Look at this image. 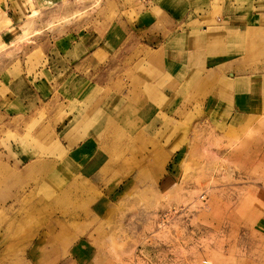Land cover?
Here are the masks:
<instances>
[{
  "label": "rangeland",
  "instance_id": "obj_1",
  "mask_svg": "<svg viewBox=\"0 0 264 264\" xmlns=\"http://www.w3.org/2000/svg\"><path fill=\"white\" fill-rule=\"evenodd\" d=\"M36 1L0 0V34L6 27L14 33L12 44H0V264H264V113L219 125L206 110H171L160 114L159 130L150 135L155 111L96 106L149 104L154 98L146 93L154 94L157 74L146 71L145 78L137 68L113 70L106 62L98 69L111 76L105 88L97 87L94 67L85 80L41 73L33 83L31 74L45 64L51 41L86 23L89 12L102 5L100 14L110 20L117 8L114 0L50 6ZM22 3L25 22L18 13ZM223 3L214 0L211 25L220 29L208 37L218 43L212 48L231 51V71L264 70V15H253L264 12V0H236L243 8L242 19L232 17L238 23L222 16ZM74 8L87 11L71 19ZM16 15L20 29L8 20ZM194 53L205 55L204 49ZM80 69L74 73L85 75ZM121 83L131 90L119 96ZM47 86L54 93L41 103L37 119L25 124L14 117L22 98L31 104ZM184 97L198 107V92ZM96 121L106 129L87 143ZM75 137L83 142L69 150L66 139ZM87 144L93 155L101 152L96 178L81 173ZM17 152L33 160L18 168L11 163Z\"/></svg>",
  "mask_w": 264,
  "mask_h": 264
},
{
  "label": "crops",
  "instance_id": "obj_2",
  "mask_svg": "<svg viewBox=\"0 0 264 264\" xmlns=\"http://www.w3.org/2000/svg\"><path fill=\"white\" fill-rule=\"evenodd\" d=\"M104 1L99 0L100 5ZM110 1L113 0H108L107 3L109 4ZM36 2L39 5L50 6L62 2V0H55L53 4H47L44 0H37ZM114 3L117 8L112 20L107 14H100L106 10V7L102 5L95 12H89L90 17L86 18L88 20L86 23L82 22L78 27L68 28L63 35L55 41H51L45 64L34 74H31L32 82L35 83L41 73L49 75L52 79L64 75L66 76L65 80H85L88 78V67H94L98 70L100 65L106 62H111L113 70L120 68L126 72H132L133 69L137 68L144 76L146 71L150 75L157 74L156 83L159 84L152 91L154 94L146 93L147 95L150 94L151 99L154 98L149 104L145 103L138 106L132 103L115 106L111 103H103L96 106V110L121 109L131 111L143 109L155 111L152 127L148 129L150 135H155L159 130L158 122L163 121L160 114L171 110L173 112L178 109L189 111L192 108L206 110L219 125H223L227 120L237 122L249 115L257 113L253 116H258L264 113V70L260 71L259 66H238L236 68L231 66L235 70H229V65L233 60H227V58H229L231 51L227 49L228 52L224 54L221 49L212 48L218 43L208 40L209 35L217 34L220 29L211 25L214 17L212 13L214 0H114ZM23 4L19 5L20 9L18 6V13L25 22L28 9H23ZM223 4L222 16L238 23L237 19L234 20L233 18L242 19L241 9L243 8L237 5L236 0H224ZM78 11L83 14L87 10L74 8L68 17L73 19L79 16ZM259 11L253 12L257 18L264 15V12ZM8 20L19 27L14 22L18 20L17 15L12 18L8 17ZM73 24L78 25L79 22L74 21ZM237 25L238 28H241L240 24ZM3 36L6 38V42ZM13 36L14 33L6 27L1 31L2 42L0 44H12L9 40ZM131 44L134 46L129 48L127 53L125 49ZM54 46L57 49V55L52 54L54 53ZM201 49L205 51L203 57L202 54L194 53L200 52ZM123 52H126L127 55L122 56ZM198 57L200 58L198 59ZM55 62L64 64L63 68L52 64ZM75 69L82 70L85 75L74 73ZM256 69L259 72H256ZM63 70L65 73H59ZM96 77L97 87L105 88L108 86V80L111 76L109 71L101 69L98 70ZM112 78L116 79V76ZM126 84L129 85V83ZM160 84H164L161 89H159ZM121 85L123 86V83ZM47 87L50 89L44 90L41 94L37 93V99H32L31 104H26L27 99L22 98L24 99L22 100L24 106L17 105L19 108L13 111L14 117H21L25 124H30L37 119L36 112L41 110V103L45 104V100L50 99L51 92L54 93L50 86ZM189 87L194 90H187ZM129 88L128 86L127 90ZM86 89H81L80 93H85ZM127 90L126 85H124L116 94L122 96ZM195 92H198V107L194 102L191 103L192 101L186 102L184 97L188 93ZM74 93L76 92L74 91ZM155 93L161 95H155ZM19 94L22 92L18 91L17 96ZM201 95L204 97L202 98ZM170 98L176 102H170ZM166 116L170 117L168 114ZM90 125L94 126L97 132L94 129L91 134L89 133L91 129L87 131V134L89 133L87 143H91L100 137L107 124L101 125L96 121ZM98 127H102V129L98 131ZM155 128L156 130H154ZM66 141L69 142V150L74 149L81 141L83 142L82 137L68 138ZM90 145L87 144L81 149V154L84 156L80 160V166L83 165V160L87 164L86 170L83 171L82 169L81 173L96 178L101 167L102 156H100L101 152L93 155L90 151L92 149ZM80 148L79 146L78 149L80 150ZM25 154L24 152H17V157L11 163L19 168L20 163L22 165L31 162L33 159ZM88 156L92 157H90V162L86 160ZM262 198L264 200V196ZM107 206V202L102 204L105 209ZM50 253L53 254L54 252Z\"/></svg>",
  "mask_w": 264,
  "mask_h": 264
},
{
  "label": "built area",
  "instance_id": "obj_3",
  "mask_svg": "<svg viewBox=\"0 0 264 264\" xmlns=\"http://www.w3.org/2000/svg\"><path fill=\"white\" fill-rule=\"evenodd\" d=\"M169 215H170V213H164L163 215H162V217H161V222H162V224H165V221L167 220V218L169 217Z\"/></svg>",
  "mask_w": 264,
  "mask_h": 264
},
{
  "label": "bare ground",
  "instance_id": "obj_4",
  "mask_svg": "<svg viewBox=\"0 0 264 264\" xmlns=\"http://www.w3.org/2000/svg\"><path fill=\"white\" fill-rule=\"evenodd\" d=\"M2 260H3V259H0V261H2ZM3 262H4V261H3ZM3 262H2V263H3Z\"/></svg>",
  "mask_w": 264,
  "mask_h": 264
}]
</instances>
